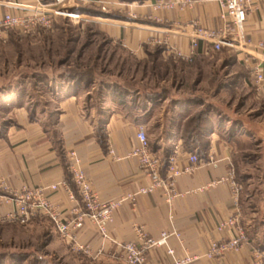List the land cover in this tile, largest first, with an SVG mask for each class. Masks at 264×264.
I'll return each mask as SVG.
<instances>
[{"label":"crops","instance_id":"crops-1","mask_svg":"<svg viewBox=\"0 0 264 264\" xmlns=\"http://www.w3.org/2000/svg\"><path fill=\"white\" fill-rule=\"evenodd\" d=\"M70 1L78 17L101 23L100 30L110 42L118 43L138 59L160 48L163 55L185 64L194 62L188 68L199 76L204 68L201 60L208 62L211 54H217L212 69L217 71L209 75L214 78L218 95L229 89L231 93H238V86L251 81L248 64L264 61V54L247 47L259 42L264 44V2L246 8L241 20L240 45L219 51L201 39L197 40L194 50L190 44L197 29L216 31L226 22L227 17L222 15L216 0H193L183 6L158 5L169 0H54L49 3L0 0V19L6 12L31 14L37 8ZM111 9H116L119 15L112 16ZM228 18L235 19L231 15ZM244 43L248 45L242 50ZM59 85H56L57 93L51 95L53 108H42L40 114L18 104V98L16 106L15 100H5L12 117L0 123V232L15 223L7 220L6 215L12 210V197L24 188L45 187L46 195L64 218L76 215L80 201L68 168L71 156L77 160L75 167L90 180L100 201L118 199L138 187L149 186L151 179L139 167L131 150L137 144L139 127L149 137L150 123H159L160 131L165 133L153 150L150 147L162 158V163L175 148L183 161L189 154H195L199 162L193 173L177 178L176 189L183 195L171 205L166 203L159 188L138 195L135 202L125 200L113 212L106 238L85 220L76 238L78 244L87 246V251L72 248L47 216L37 215L26 225L27 229L37 232L33 242L13 245L7 240L3 244L0 238V264H127L115 242H138L139 230L153 239L159 238L162 232L169 233L167 246L148 250V264H170L174 258L186 256L193 258L189 264H248L254 253L264 254V206L252 209L249 214L244 211L239 192L237 196L233 193V186L237 185L233 176V146L226 134L237 132L239 123H234L231 114L221 118L222 113L208 109L210 126L202 127L200 137L185 146L181 136L184 122L195 112L204 111L206 106L205 96L195 91L186 99L174 96L170 105L165 104L167 99L157 103L145 100L140 108L134 100L136 108L117 104L118 108L112 109L115 102L111 99L105 103L100 101L98 108L85 106L81 100L82 89L65 93ZM263 90L260 86L255 91L261 94ZM195 106L199 107L197 111H193ZM156 108H162L160 118H156ZM165 172L162 164L160 174L164 176ZM62 183L74 193V198ZM55 184L59 185L57 190L49 189ZM228 218H237L238 223L218 230V224ZM238 227L245 233L247 242L237 251L213 258L206 255L210 241L227 240L236 235Z\"/></svg>","mask_w":264,"mask_h":264},{"label":"rangeland","instance_id":"rangeland-1","mask_svg":"<svg viewBox=\"0 0 264 264\" xmlns=\"http://www.w3.org/2000/svg\"><path fill=\"white\" fill-rule=\"evenodd\" d=\"M72 2H60L48 8L71 12ZM111 11L112 16L119 15L116 9ZM50 12L45 16L38 15L40 21L30 30L9 29L0 40V123L12 117L9 103H5L8 99L16 101L18 98V104L38 110L37 113L42 108L52 109L54 101L51 95L57 93L58 83H64L63 72L77 66L82 72L90 71L87 76L92 79L88 89L83 88V82L76 87L83 89L80 92L85 106L95 107L100 101L109 102V90L117 86L125 88L130 99L140 102L146 92H158L163 96L156 103L167 99V105L171 104L170 100H175L174 96L186 99L195 91L205 96L204 110L222 113L221 118H228L231 114L235 118L234 123H239L238 131L226 136L233 146V176L239 187L242 206L249 214L252 209L264 206V90L257 94L255 90L258 89L251 76V81L236 88L238 93H231L229 89L218 95L211 76L217 71L212 70L217 54H211L208 62L201 60L204 68L198 76L188 68L194 62L185 64L155 50L138 59L122 50L118 43L103 45L101 36L89 35V32L102 28L101 23L76 17L78 14L75 13V18H72L53 10ZM84 44L86 46L82 47ZM80 47L82 54L78 53ZM117 108L115 103L112 109ZM198 109V106L193 107V111ZM161 110H154L156 118H160ZM160 130L159 123H150L147 138L152 150L165 135ZM29 222L14 223L1 231L3 244L7 240L13 245L36 240L37 232L26 228Z\"/></svg>","mask_w":264,"mask_h":264},{"label":"built area","instance_id":"built-area-1","mask_svg":"<svg viewBox=\"0 0 264 264\" xmlns=\"http://www.w3.org/2000/svg\"><path fill=\"white\" fill-rule=\"evenodd\" d=\"M222 15L227 17L223 27L216 31H209L204 29H197L196 34L191 36L190 44L192 50L197 45V40H205L212 44V48L215 51L221 50L223 47L237 48L241 32V20L244 18L246 8L254 3L264 2V0H216ZM193 0H169L167 2H161L158 5L163 6H175V5H190ZM10 6H17V4L8 2ZM18 7V6H17ZM19 8V7H18ZM66 14L69 17L75 18L73 15L76 12H64L61 10L50 9L48 7H40L35 9L31 14L23 12H6L0 19V40L4 38V34L9 29L17 28L20 30L28 31L30 27L37 24L40 21L38 15L51 13ZM235 17L234 20H229V16ZM244 43L240 47L242 50L247 46ZM251 50L261 52L264 54V44L259 42L255 45L247 46ZM250 55L249 52H245ZM189 59V58H188ZM249 68V74L253 79V83L256 88L259 89L264 84V61H253L247 66ZM137 144L132 148L131 155L136 157L139 163V167L150 177L151 183L147 187H138L135 192L127 193L126 195L113 200L100 201L96 192L92 189L91 182L87 178L86 174L75 167L77 160L71 156V163L68 168L71 174V180L75 185L77 195L80 201V207L76 215L71 218H64L59 210L52 204L50 197L46 195V188L43 186L35 188H24L21 192L15 194L12 197V210L6 215V219L25 224L29 222L33 217L37 215L47 216L57 233L67 240L72 248L87 251L86 245L78 244L76 238V232L84 225L85 220L91 223L97 232L104 238L107 237L108 224L112 221L113 212L124 202L125 200L135 202L136 198L140 194L147 193L153 189H161L164 200L167 204L171 205L177 197L183 194L176 189V180L178 177L191 174L195 171L196 165L199 162L197 155L189 154L185 161L178 156V150L175 148L173 153L168 155L166 161V172L162 176L160 174V168L162 166V158L155 155L149 146V141L146 132L143 127H139L137 134ZM69 193L71 198H74V193L69 190L65 183L61 184ZM58 184L49 186L51 190H57ZM239 187L233 186L234 196H237ZM237 218H228L218 224V230H223L226 226L237 224ZM138 242H115L123 252L124 260L127 264H148L146 259V253L154 246H167V240L169 233L162 232L160 237L153 239L147 237L143 232L139 230ZM247 242L245 233L241 228H237L235 236L222 241L212 240L209 243L207 256L213 258L215 256H224L230 251H237L239 247ZM169 254H173V250L167 248ZM193 260L192 257L186 256L183 258H174L170 264H189ZM248 264H264V254L256 252L253 255L252 260Z\"/></svg>","mask_w":264,"mask_h":264},{"label":"trees","instance_id":"trees-1","mask_svg":"<svg viewBox=\"0 0 264 264\" xmlns=\"http://www.w3.org/2000/svg\"><path fill=\"white\" fill-rule=\"evenodd\" d=\"M54 0H42V2L44 3H49L52 2ZM112 15V14H111ZM89 35L91 36H101L102 40H103V45H107L108 43H110V39L100 30H94V32H89ZM86 46V44L82 45V47ZM82 47H80L81 49L79 50L78 53L82 54ZM121 48V47H120ZM122 50H124L126 53L127 50H125L124 48H121ZM155 51H157L158 53L161 51L160 48H156ZM149 55L150 52L148 51ZM90 72V71H89ZM86 73L85 71L82 72L81 67L77 66L76 68H74L73 70H66L63 72V78H64V83L60 84V89L65 92L68 93L71 90L75 89L76 87L79 86L82 82H83V88L84 89H88L89 85L92 83V79L89 78L87 75H90V73ZM82 89V88H81ZM83 90V89H82ZM109 98L117 103L118 105L123 106L124 108H133L135 105H133L134 101L133 99H130L129 96L126 94L127 90L125 88H121L119 86H117V88H113L109 90ZM161 96L158 92L155 91H150V92H146L144 94V98H142V101H138V99H136L138 101V105L137 107L143 108V105L145 104V100L150 101V102H155L157 99H159ZM100 104H97V106H95V108H98ZM136 108V107H134ZM207 110L205 111H200L198 112L196 115H192L190 116L185 122H184V128H183V132H182V139L184 140L185 146L186 145H190L193 144V138H197L200 137L201 133L200 130L202 129V127H208L210 126V118L207 117ZM199 139V138H198ZM196 140V139H195ZM202 142V141H199ZM201 145V143H200ZM164 168H166V161H164V163H162Z\"/></svg>","mask_w":264,"mask_h":264},{"label":"bare ground","instance_id":"bare-ground-1","mask_svg":"<svg viewBox=\"0 0 264 264\" xmlns=\"http://www.w3.org/2000/svg\"><path fill=\"white\" fill-rule=\"evenodd\" d=\"M73 16H76V15H73ZM76 17H78V16H76Z\"/></svg>","mask_w":264,"mask_h":264}]
</instances>
